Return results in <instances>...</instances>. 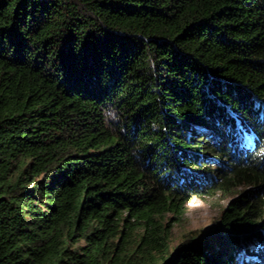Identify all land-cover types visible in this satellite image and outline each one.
Here are the masks:
<instances>
[{
	"label": "trees",
	"instance_id": "trees-1",
	"mask_svg": "<svg viewBox=\"0 0 264 264\" xmlns=\"http://www.w3.org/2000/svg\"><path fill=\"white\" fill-rule=\"evenodd\" d=\"M0 264H264V0H0Z\"/></svg>",
	"mask_w": 264,
	"mask_h": 264
},
{
	"label": "rangeland",
	"instance_id": "rangeland-1",
	"mask_svg": "<svg viewBox=\"0 0 264 264\" xmlns=\"http://www.w3.org/2000/svg\"><path fill=\"white\" fill-rule=\"evenodd\" d=\"M226 198L220 192L203 198L193 197L187 204L183 219L173 226L171 237L173 244L181 241L190 231L208 230L207 228L213 224L221 207L226 203Z\"/></svg>",
	"mask_w": 264,
	"mask_h": 264
}]
</instances>
